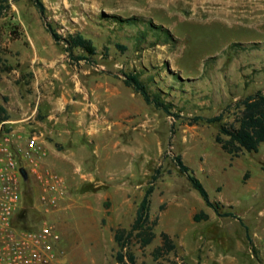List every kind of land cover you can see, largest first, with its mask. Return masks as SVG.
Here are the masks:
<instances>
[{
  "label": "rangeland",
  "instance_id": "rangeland-1",
  "mask_svg": "<svg viewBox=\"0 0 264 264\" xmlns=\"http://www.w3.org/2000/svg\"><path fill=\"white\" fill-rule=\"evenodd\" d=\"M42 1L45 18L34 0H0V104L9 114L0 130L61 149L67 141L53 135L55 117L40 109L56 103L67 107L73 131L84 130L73 174L46 164L69 184L68 200L51 215L62 237L55 264L113 263L116 229L131 227L152 182L157 236L144 248L134 242L140 264H156L162 232L188 264H264V142L234 156L216 141L220 122L195 120L224 113L223 122L238 125L237 102L264 92V0ZM47 23L64 37L91 39L97 53L77 60L86 53L71 56ZM127 74L171 113L147 103ZM175 155L237 217L208 206Z\"/></svg>",
  "mask_w": 264,
  "mask_h": 264
},
{
  "label": "trees",
  "instance_id": "trees-1",
  "mask_svg": "<svg viewBox=\"0 0 264 264\" xmlns=\"http://www.w3.org/2000/svg\"><path fill=\"white\" fill-rule=\"evenodd\" d=\"M34 1L41 15L45 18V4L42 0ZM5 8V6H0V15L3 14ZM47 28L57 42H65V48L71 56H75L73 54L75 48H81L86 53L85 55L75 56L77 60H92V56L97 53V48L93 44V41L84 37L82 34H70L64 37L49 23H47ZM125 76L126 84L132 86L137 92L141 93L147 103L154 104L167 113H171V104L162 99L161 95H152L137 74H127ZM237 105L241 108L240 114L236 119L238 125L223 122L224 113L211 117H195L196 121L203 119L208 123L220 122L216 141L225 152L234 156L240 154L244 150L248 152H257L260 144L264 142V92L258 90L256 93L239 100ZM8 118L9 114L7 108L0 104V121H5ZM174 160L179 166L180 171L186 174L191 185L201 194L208 206L214 208L220 215L237 217L236 213L233 211L222 212V204L210 199L208 191L203 183L191 173L190 167L184 163L181 155H175ZM154 190L155 187L152 182L145 191L131 227H118L116 229L115 240L118 249L115 261L111 264H140L133 249L134 242L139 243L140 246L144 248L149 246L156 238L158 218H153L151 214V197ZM28 191L29 189H26L25 194H27ZM25 203L26 209L20 214L18 221H21L24 226L30 227L31 223L39 222L42 219V215L31 208L33 204L32 200L25 198ZM200 217L201 216L198 215L196 218L199 219ZM152 254L156 264H188L184 257L178 255L176 243L166 232H162V243L155 247Z\"/></svg>",
  "mask_w": 264,
  "mask_h": 264
},
{
  "label": "built area",
  "instance_id": "built-area-1",
  "mask_svg": "<svg viewBox=\"0 0 264 264\" xmlns=\"http://www.w3.org/2000/svg\"><path fill=\"white\" fill-rule=\"evenodd\" d=\"M47 147L36 134L0 130V264H55L61 233L51 215L69 197L67 179L45 163ZM28 174L24 180L21 168ZM32 190V209L42 215L26 227L18 217L26 209L24 192Z\"/></svg>",
  "mask_w": 264,
  "mask_h": 264
},
{
  "label": "crops",
  "instance_id": "crops-1",
  "mask_svg": "<svg viewBox=\"0 0 264 264\" xmlns=\"http://www.w3.org/2000/svg\"><path fill=\"white\" fill-rule=\"evenodd\" d=\"M169 1L171 2L172 0ZM36 109H39V105H37ZM40 109L42 110V112H44V110L48 112V118L55 117V123H58V126L52 130L53 135H62V140L67 141V143L63 145L61 149L55 148L52 144H47L49 150L48 155L44 160L45 163L51 164L52 166H60L61 168H63L62 170H64L67 174H73V169L71 167L73 163H78L77 158L75 159L74 157L77 155H81L86 151L84 146V130L81 128H77L73 131L71 129V124L68 122L67 118V115L69 113L67 112V107L64 103H56L55 105L48 106L46 109L45 107L43 108L42 105ZM57 114H60V116L58 117ZM72 140L76 142V150L70 147V141ZM99 151L100 150L97 149L95 151L96 154L99 155ZM105 154L110 155V151H105Z\"/></svg>",
  "mask_w": 264,
  "mask_h": 264
},
{
  "label": "water",
  "instance_id": "water-1",
  "mask_svg": "<svg viewBox=\"0 0 264 264\" xmlns=\"http://www.w3.org/2000/svg\"><path fill=\"white\" fill-rule=\"evenodd\" d=\"M21 172L23 174L24 180L28 181V174L24 167L21 168Z\"/></svg>",
  "mask_w": 264,
  "mask_h": 264
}]
</instances>
